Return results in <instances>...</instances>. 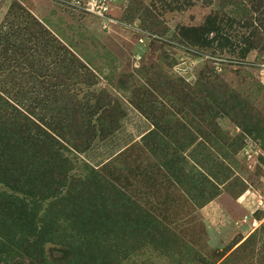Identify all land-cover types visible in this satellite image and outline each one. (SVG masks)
Wrapping results in <instances>:
<instances>
[{"label": "rangeland", "instance_id": "obj_1", "mask_svg": "<svg viewBox=\"0 0 264 264\" xmlns=\"http://www.w3.org/2000/svg\"><path fill=\"white\" fill-rule=\"evenodd\" d=\"M0 157V264H264V0H0Z\"/></svg>", "mask_w": 264, "mask_h": 264}, {"label": "trees", "instance_id": "obj_2", "mask_svg": "<svg viewBox=\"0 0 264 264\" xmlns=\"http://www.w3.org/2000/svg\"><path fill=\"white\" fill-rule=\"evenodd\" d=\"M16 149L19 151L18 147H16ZM21 158H23V160L20 162L21 165H19V170H18L19 173L16 174V176H18L19 179H21L22 176L27 173V172H25V170L27 171V169H29L30 178L33 177V176L36 177L35 180H34V182H38V183L40 182V184H42V181H43L42 173L43 174H46L47 173L44 176L45 178L47 176L51 180L55 179V176L53 177V174H54V172H56L55 171L56 168L54 169V167H52V165L50 163L47 162L45 166H42L41 164H39V162H37L36 165L35 164L25 165L27 158H25L24 155H22ZM0 162H3L1 157H0ZM30 165H32L33 167H31ZM4 171L5 170H3L2 168H0V175H1V173L3 174ZM33 186H34V184H33ZM48 189H50V188H48ZM15 246H16V243H15ZM0 255H1V251H0Z\"/></svg>", "mask_w": 264, "mask_h": 264}]
</instances>
